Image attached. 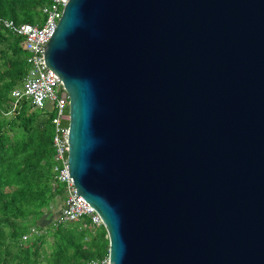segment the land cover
Masks as SVG:
<instances>
[{
    "label": "water",
    "instance_id": "95a60500",
    "mask_svg": "<svg viewBox=\"0 0 264 264\" xmlns=\"http://www.w3.org/2000/svg\"><path fill=\"white\" fill-rule=\"evenodd\" d=\"M42 54L110 264H264V0H69Z\"/></svg>",
    "mask_w": 264,
    "mask_h": 264
},
{
    "label": "trees",
    "instance_id": "16d2710c",
    "mask_svg": "<svg viewBox=\"0 0 264 264\" xmlns=\"http://www.w3.org/2000/svg\"><path fill=\"white\" fill-rule=\"evenodd\" d=\"M47 2L0 0V117L12 107L11 92L29 70L23 38L4 22L40 25V10ZM28 105L23 100L8 122L0 119V264H38L32 256L43 241L45 228L53 238L52 257L45 264H90L107 253L106 231L58 223L49 202L63 206L66 194L57 180L52 186L54 113L49 107L33 110ZM32 226L38 233L24 241Z\"/></svg>",
    "mask_w": 264,
    "mask_h": 264
},
{
    "label": "built area",
    "instance_id": "2783aa9c",
    "mask_svg": "<svg viewBox=\"0 0 264 264\" xmlns=\"http://www.w3.org/2000/svg\"><path fill=\"white\" fill-rule=\"evenodd\" d=\"M68 1L48 0L40 10L43 17L40 25H15L12 21L4 22L7 29L23 38L26 62L29 66L22 84L11 92L12 110L15 111L23 100L33 109L43 110L49 107L52 110L55 179L63 185L66 194L58 223H79L83 228L94 231L104 228L103 221L95 209L77 194L68 174V98L59 78L45 67L42 54L56 31ZM90 264H110L108 253L101 259L91 261Z\"/></svg>",
    "mask_w": 264,
    "mask_h": 264
},
{
    "label": "rangeland",
    "instance_id": "374dc122",
    "mask_svg": "<svg viewBox=\"0 0 264 264\" xmlns=\"http://www.w3.org/2000/svg\"><path fill=\"white\" fill-rule=\"evenodd\" d=\"M21 84H22V82H21ZM18 86H20V85H18ZM18 86H16V87H18ZM9 97H10V95H9ZM11 97H12V94H11ZM29 107H30V105H28ZM31 109H33V108H31ZM34 110V109H33ZM15 113V111H13L12 110V107H10V109H9V111H8V113H3L4 115H2L1 117H0V119L1 120H5V122H8L12 117H13V114ZM12 133V132H11ZM57 181H56V179H55V169H54V164L52 165V186L54 187L55 186V184H57L56 183ZM49 207L51 208V209H53L54 210V212H55V214L57 215V217L59 218V216H60V213H61V211H62V208H63V206L62 205H60L59 204V202H58V204L56 205V206H54V203H53V201H50L49 202ZM56 217V218H57ZM51 224V221H49V222H42L41 223V226H45L46 224ZM51 226V225H50ZM43 234H44V238H43V241H42V243L41 242H38V241H40V240H37V242H38V249H37V253H36V255H33L32 256V258L38 263V264H45L46 263V261H47V259H51V257H52V247H51V245L53 244V238H52V235H51V230L50 229H47V228H45L43 231ZM38 233V230L35 228V227H30V229H29V231L27 232V234H25L24 236H23V240L24 241H28V240H30L31 238H33L34 237V235H36ZM36 237V236H35ZM107 239H108V237H106ZM107 253H108V247H107V251H106ZM106 253V254H107Z\"/></svg>",
    "mask_w": 264,
    "mask_h": 264
}]
</instances>
